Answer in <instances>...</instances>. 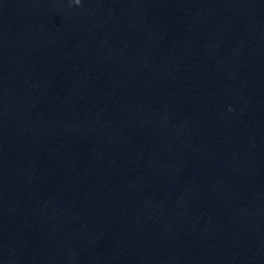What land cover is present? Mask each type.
<instances>
[{"label":"water","instance_id":"obj_1","mask_svg":"<svg viewBox=\"0 0 264 264\" xmlns=\"http://www.w3.org/2000/svg\"><path fill=\"white\" fill-rule=\"evenodd\" d=\"M0 264H264V0H0Z\"/></svg>","mask_w":264,"mask_h":264},{"label":"clouds","instance_id":"obj_2","mask_svg":"<svg viewBox=\"0 0 264 264\" xmlns=\"http://www.w3.org/2000/svg\"><path fill=\"white\" fill-rule=\"evenodd\" d=\"M72 3L79 4L80 0H72Z\"/></svg>","mask_w":264,"mask_h":264}]
</instances>
